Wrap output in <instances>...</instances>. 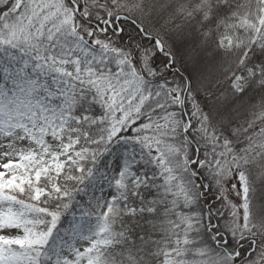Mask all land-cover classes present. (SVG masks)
<instances>
[{
  "label": "trees",
  "instance_id": "trees-1",
  "mask_svg": "<svg viewBox=\"0 0 264 264\" xmlns=\"http://www.w3.org/2000/svg\"><path fill=\"white\" fill-rule=\"evenodd\" d=\"M71 2L90 38L49 51L78 56L99 78L62 76L41 49L0 47L1 110L39 142L55 133L70 146L56 191L46 180L0 189L19 205L1 223L28 232V242L2 245L0 264H59L57 244L73 235L91 244L65 264H264V0ZM13 4L3 0L0 14ZM197 43L219 60L201 73L184 59ZM106 92L132 100L118 118L100 101ZM122 142L143 180L126 176L117 198L99 202L95 183ZM233 167L244 177L246 231L222 193ZM39 187L48 192L35 197Z\"/></svg>",
  "mask_w": 264,
  "mask_h": 264
},
{
  "label": "rangeland",
  "instance_id": "rangeland-1",
  "mask_svg": "<svg viewBox=\"0 0 264 264\" xmlns=\"http://www.w3.org/2000/svg\"><path fill=\"white\" fill-rule=\"evenodd\" d=\"M2 1L0 0V3ZM13 3L7 13L0 14V47L41 49L47 53L48 60L59 67L62 76L66 77V73H72L78 77L99 78L101 73L88 67V64L83 65L78 56L69 53L55 54L49 51L50 44H55L57 48L66 47V42H63L67 38H75L79 41H87L90 38L92 29L83 27L82 30L79 27L75 2L71 0H13ZM199 46L198 43L188 44L185 47L184 59L201 73V70L206 71L214 67L219 60L213 57L209 50H202ZM55 52L59 51L55 48ZM63 85L79 90V87L68 80H64ZM102 99L100 101L113 110L116 118L121 115L124 108L129 107L132 101L115 99L107 92L102 93ZM139 101L134 100L133 106H136ZM117 103L124 106L116 110ZM9 119V113H4L0 105V189L9 190L10 194H13L23 191L24 186H28L32 181L38 184L41 180H46L51 183L50 188L56 191L53 183L63 169L65 164L63 158L70 146L62 143L55 133L46 135L41 143L30 133L32 129H26L22 124H17L14 118ZM21 120L25 122L26 118L23 117ZM33 121L36 122V119ZM131 158L133 159V155L128 142L118 143L111 150L108 165L99 173V179L95 183L97 201L104 202L117 198L118 182L126 176L132 177L135 184L142 182V177L134 175L130 169ZM222 185V193L234 212L235 228L241 231L248 230L251 224L242 173L236 167L229 169L222 179ZM47 192L43 187H39L36 189L35 197ZM259 200L261 203L257 209L264 215V190L260 192ZM11 210L19 211V205L12 200L0 198V249L4 243L28 242V232L25 229L1 223L2 216ZM90 244L91 240L86 237L70 236L58 242L54 258L59 264H65L66 260L74 259L73 250L81 252ZM234 255L236 253L231 256ZM52 256L53 254L49 255L48 259H52Z\"/></svg>",
  "mask_w": 264,
  "mask_h": 264
},
{
  "label": "water",
  "instance_id": "water-1",
  "mask_svg": "<svg viewBox=\"0 0 264 264\" xmlns=\"http://www.w3.org/2000/svg\"><path fill=\"white\" fill-rule=\"evenodd\" d=\"M124 18V17H123ZM158 48H159V50H161V46L158 44Z\"/></svg>",
  "mask_w": 264,
  "mask_h": 264
},
{
  "label": "bare ground",
  "instance_id": "bare-ground-1",
  "mask_svg": "<svg viewBox=\"0 0 264 264\" xmlns=\"http://www.w3.org/2000/svg\"><path fill=\"white\" fill-rule=\"evenodd\" d=\"M156 44H157V45H158V44L160 45V43H159L158 41H156Z\"/></svg>",
  "mask_w": 264,
  "mask_h": 264
}]
</instances>
